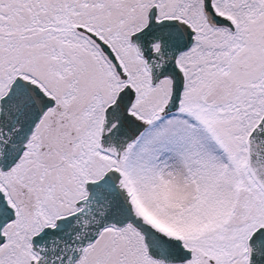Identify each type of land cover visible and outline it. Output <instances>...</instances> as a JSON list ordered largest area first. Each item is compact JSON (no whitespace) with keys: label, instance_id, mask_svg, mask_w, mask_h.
I'll return each instance as SVG.
<instances>
[{"label":"snow or ice","instance_id":"1","mask_svg":"<svg viewBox=\"0 0 264 264\" xmlns=\"http://www.w3.org/2000/svg\"><path fill=\"white\" fill-rule=\"evenodd\" d=\"M0 264H264V0H0Z\"/></svg>","mask_w":264,"mask_h":264}]
</instances>
